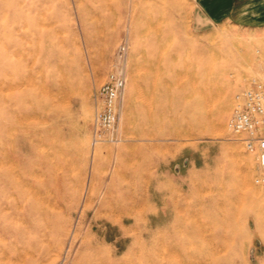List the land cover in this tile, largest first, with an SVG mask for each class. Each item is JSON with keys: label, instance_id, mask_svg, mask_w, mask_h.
Returning <instances> with one entry per match:
<instances>
[{"label": "rangeland", "instance_id": "obj_1", "mask_svg": "<svg viewBox=\"0 0 264 264\" xmlns=\"http://www.w3.org/2000/svg\"><path fill=\"white\" fill-rule=\"evenodd\" d=\"M263 76L264 32L207 24L192 0H0V264H148L173 217L204 228L187 243L204 264H260L264 185L228 122Z\"/></svg>", "mask_w": 264, "mask_h": 264}, {"label": "built area", "instance_id": "obj_2", "mask_svg": "<svg viewBox=\"0 0 264 264\" xmlns=\"http://www.w3.org/2000/svg\"><path fill=\"white\" fill-rule=\"evenodd\" d=\"M126 85L127 77L118 63L98 92L93 123L95 139L106 141L112 136L119 121L118 103ZM236 100L238 104L229 119L228 128L241 137L246 152L256 164V183L264 185V76L250 80Z\"/></svg>", "mask_w": 264, "mask_h": 264}, {"label": "crops", "instance_id": "obj_3", "mask_svg": "<svg viewBox=\"0 0 264 264\" xmlns=\"http://www.w3.org/2000/svg\"><path fill=\"white\" fill-rule=\"evenodd\" d=\"M196 14L210 25H232L246 31L264 32V0H192ZM260 247L264 237L258 235ZM264 262V250L255 251Z\"/></svg>", "mask_w": 264, "mask_h": 264}, {"label": "bare ground", "instance_id": "obj_4", "mask_svg": "<svg viewBox=\"0 0 264 264\" xmlns=\"http://www.w3.org/2000/svg\"><path fill=\"white\" fill-rule=\"evenodd\" d=\"M224 109H225V107L222 108V110H224ZM209 113H211V112H209ZM212 124L213 123H211V125ZM215 128L216 127H214V132L217 131V130L215 131ZM211 129H213V128H211ZM211 131H213V130H211ZM242 179H243V184L247 183V176L246 175H243V178ZM186 196L187 195H181L179 197V200H175L173 202L174 203V210L175 211H177L178 208H179V205H178L179 203L178 202H182V200H184L186 198ZM138 210H136V211H138ZM127 218H130V214L127 216ZM173 218H174V225L173 226L176 229H174V231H166L165 233L162 234L163 240H162V242L160 244L161 245V248L160 249H157V250H152V251L150 250V251H148L146 253L145 259H146L147 263L148 264H204L203 261H202V257H203L202 256L203 255L202 249H199L197 251H193L187 245V243L190 240H192V238L194 236L205 237V233H204V230H203L204 228H202V230H198L197 232H194L192 230L191 231L190 230L188 231V230H184V229L183 230H178L177 227L179 228V226L181 225V220H180L179 217H173ZM206 234H207V232H206ZM140 237H141V239L144 238V233H141L140 234ZM208 239H211V238H208ZM190 243H191V241H190ZM207 243H208V241H207ZM208 244H210V243H208ZM195 245H196V243H195ZM211 245H212V243H211ZM211 247L214 250H218V248L219 249L221 248L220 245H218L216 243H213V246H211ZM193 249H195V248H193ZM101 264H103V263H101ZM138 264H141V262H139Z\"/></svg>", "mask_w": 264, "mask_h": 264}]
</instances>
